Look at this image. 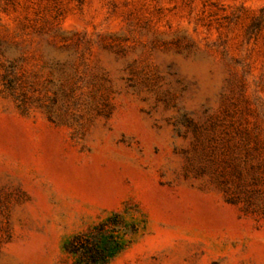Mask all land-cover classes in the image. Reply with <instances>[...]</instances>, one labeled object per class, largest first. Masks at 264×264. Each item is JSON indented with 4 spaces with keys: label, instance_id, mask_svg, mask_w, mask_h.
Returning <instances> with one entry per match:
<instances>
[{
    "label": "rangeland",
    "instance_id": "rangeland-1",
    "mask_svg": "<svg viewBox=\"0 0 264 264\" xmlns=\"http://www.w3.org/2000/svg\"><path fill=\"white\" fill-rule=\"evenodd\" d=\"M96 229L264 264V0H0V264Z\"/></svg>",
    "mask_w": 264,
    "mask_h": 264
},
{
    "label": "trees",
    "instance_id": "trees-1",
    "mask_svg": "<svg viewBox=\"0 0 264 264\" xmlns=\"http://www.w3.org/2000/svg\"><path fill=\"white\" fill-rule=\"evenodd\" d=\"M122 247L120 238L102 234L99 229L93 233L78 235L64 244L65 250L77 258L80 264H105Z\"/></svg>",
    "mask_w": 264,
    "mask_h": 264
}]
</instances>
